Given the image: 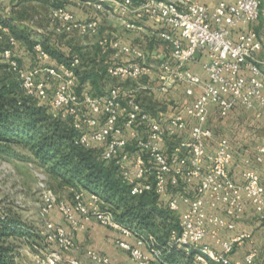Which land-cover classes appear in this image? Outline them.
Instances as JSON below:
<instances>
[{
	"label": "built area",
	"instance_id": "2783aa9c",
	"mask_svg": "<svg viewBox=\"0 0 264 264\" xmlns=\"http://www.w3.org/2000/svg\"><path fill=\"white\" fill-rule=\"evenodd\" d=\"M104 1L126 29L140 28L144 20L156 25V38L163 49L162 54H152L117 36L100 37L106 73L118 80L104 92H97L89 79L80 80L79 55L50 62L52 57L40 40L33 44L30 65L20 62V40L4 22H0V41L5 43L2 60L26 95L47 103L69 120L76 145L97 148L101 160L115 166L131 195L154 193L159 204L177 218V225L165 237L166 246L193 251L198 264H264L262 245L253 233L221 234L236 228L248 204L264 231V184L252 167L243 171L242 180L232 176L231 141L225 135L215 137L208 124L211 105L220 118L238 106L252 110L264 106L263 40L254 28L263 0L215 5L196 0H143L138 4L97 0L99 10H106ZM48 20L56 34L94 37L101 28L99 17L82 20L65 6L52 7ZM194 63L200 64L206 78L194 73L189 66ZM128 81L136 85H126ZM177 85L184 87L190 102L169 115L145 107L139 96L140 90L167 94ZM195 87L200 88L197 96ZM253 160L264 161V144L256 147ZM40 188L39 214L51 229L41 231L45 245L36 254L37 263L116 264L107 254L78 244L76 234L94 220L119 234L112 243L127 252L134 264H172L163 258L151 235L146 237L120 220L98 193L73 185L70 198L58 201L45 183ZM53 211L62 215L63 222L52 219ZM244 245L249 249L232 259ZM75 251H81V256H65Z\"/></svg>",
	"mask_w": 264,
	"mask_h": 264
},
{
	"label": "trees",
	"instance_id": "16d2710c",
	"mask_svg": "<svg viewBox=\"0 0 264 264\" xmlns=\"http://www.w3.org/2000/svg\"><path fill=\"white\" fill-rule=\"evenodd\" d=\"M0 22L9 25L12 33L26 42L27 49L33 53L35 41L30 38L29 32L14 27L11 21L1 16ZM41 43L56 61L70 58L57 47L45 41ZM4 47L5 44L0 43V56ZM19 61L22 59L19 58ZM0 67L9 69L7 63ZM9 71V75L0 77V153H14L13 144L28 146L43 164H51L55 174L61 175L68 183L80 185L104 197L120 220L141 232L155 234L159 227H167L168 232L170 227L177 225V218L159 204L154 193L131 195L115 166L101 160L97 148L76 145L73 141L76 132L69 120L63 119L60 112L47 103L26 95L14 72ZM79 74L81 81L89 79L96 91L101 93L97 83L104 74L107 75L104 65L86 67ZM24 234L31 236L32 229L19 218L9 214L0 218V264H16L14 246L6 240L10 236ZM156 246L163 258L172 264H198L193 251L187 252L164 243ZM209 264L221 263L209 261Z\"/></svg>",
	"mask_w": 264,
	"mask_h": 264
},
{
	"label": "crops",
	"instance_id": "0c3cea01",
	"mask_svg": "<svg viewBox=\"0 0 264 264\" xmlns=\"http://www.w3.org/2000/svg\"><path fill=\"white\" fill-rule=\"evenodd\" d=\"M97 0H56V3H60L63 6L72 10L77 18L86 20L93 17H99L101 19V28L98 35L94 37H80L77 34L65 35L68 38H79L78 41V50H72L71 47L66 45H60L58 41H54L52 46L57 47L62 50L66 55L78 54L81 56V71L86 69V67L92 66H101L104 65V55L101 53V48L98 44L99 38L104 35L117 36L120 39L127 43H136L144 48L147 52L154 54V51H159L161 54L163 52L162 45L160 41L156 38L157 26L149 21H140V28L137 29H126L116 18L114 21H109V18H112V9L110 4L106 1L103 2L106 10H99L95 3ZM135 4L140 3L143 0H132ZM200 3H205L209 5H215L220 1L233 2L234 0H196ZM108 7V8H107ZM109 9V10H108ZM263 13H264V9ZM262 14V13H261ZM133 18V16H130ZM111 24V25H110ZM260 26V29L257 30V27ZM254 28L262 37L263 40V51L264 52V21L260 16L259 20L255 22ZM64 35V34H63ZM94 38V39H92ZM92 39V40H91ZM18 49L17 54L22 59L25 64L32 62L33 53L30 50ZM76 49V48H75ZM25 50V51H24ZM81 52V53H80ZM160 54V57H162ZM91 56V57H90ZM89 57V59H86ZM50 62H58L54 58H51ZM190 68L194 73L198 74L202 78H206V73L198 63L190 64ZM149 94V97H146L148 101L149 109L152 111H161L166 115H169L172 111L180 109L184 104L190 102V97L185 94L184 87L181 85L175 86L169 93L164 94L158 90L153 92H145ZM200 93V88L195 87L194 95L197 96ZM158 98V99H156ZM156 99V100H155ZM152 105V106H151ZM156 105V106H155ZM158 107V108H155ZM260 112V115H257V112ZM250 116H254L256 121H264V106L259 107L257 110L246 109L242 106L234 108L227 117L223 118L222 121L219 120V115L217 113V108L215 105H211L209 109V118L208 124L214 131L215 137L220 135L227 136L232 144V149L234 153L233 164L231 166L232 176L237 180H242V173L247 168H254L260 175L261 180L264 184V161L261 163H256L253 160V156L258 145L264 144V136L261 138L255 139L254 143L248 142L249 139L243 136L240 139V143L234 144L230 135L227 131H230L231 127L235 126H244L247 124V119ZM195 123V120H194ZM260 125V124H259ZM263 125V124H262ZM264 126V125H263ZM213 149V145H211ZM251 158L250 163H246L245 158ZM51 217L56 222H61V217L57 214L56 211L51 213ZM248 231L254 234L255 241L259 245H264V234L263 228L257 223L252 207L248 204L246 213L237 221L236 228L234 230H224L222 231L223 236H229L235 234L239 231ZM263 232V233H262ZM119 234L116 231H113L98 222L92 220L89 222L88 229L85 231H80L76 234V240L81 247H93L96 250L107 254L116 264H134L129 258L127 252L117 248L112 243V239ZM128 240L133 241L131 237H127ZM207 242L212 243L210 239H206ZM249 249V245H244L235 250L232 254V259H237L243 256V254ZM78 252L77 256H81V251Z\"/></svg>",
	"mask_w": 264,
	"mask_h": 264
},
{
	"label": "rangeland",
	"instance_id": "374dc122",
	"mask_svg": "<svg viewBox=\"0 0 264 264\" xmlns=\"http://www.w3.org/2000/svg\"><path fill=\"white\" fill-rule=\"evenodd\" d=\"M55 1L56 0H0V16L11 21V25L14 27L29 32L30 38L33 41H45L48 45H52L51 43L54 44V41H58L60 45L69 46L76 52L79 49L78 41L81 39L68 38L65 37V34H56L50 28L48 20L50 9L54 6H60ZM262 9H264V0L262 2ZM111 15L110 17L112 18H109L108 22L114 21V19L116 20V16L113 14ZM261 18L262 21H264L263 10ZM258 29H260V26L257 27V30ZM87 38L89 37H86V39ZM0 43H2V45L5 44L3 41H0ZM24 47H26L25 50H27L28 47L26 42L20 40L18 49H24ZM86 59L90 60L89 57H86ZM3 63L5 62L0 56V65H3ZM9 73V69L0 67V77L7 76ZM117 83L118 80L104 74L102 78L99 79L97 87L100 88L101 92H104L107 88ZM129 84L133 86L136 85L134 82H126V85ZM139 96L145 107L149 108L146 97L150 95L146 94L144 90H140ZM248 117L250 118L247 119L246 125L231 127L230 131H227L234 144L240 143V139L243 136L247 137L250 143H254L255 139L264 136V121H256L254 116L248 115ZM222 120L223 118H219L215 124ZM12 147L14 153H0V218H3L7 214L13 217L15 216L32 229V234L29 237L25 234L13 235L6 240L14 246V259L16 264H39L36 260V254L39 253L40 249L45 245L41 231L51 229L50 225H46L42 221L39 214L42 194L40 183H45L47 187L51 188L56 194L58 201L69 199L70 187L75 184L68 183L61 175L55 174L51 169V164H43L28 146L13 144ZM57 214H59L62 220L61 222H63L62 215L59 212H57ZM166 228L159 227L155 234L151 232L143 233L146 237L149 235L153 237L154 245L158 243H164L166 245L165 239H159V237L165 238L167 236ZM262 236L264 237V234H262ZM77 255L78 252L75 251L69 252L65 256L72 257ZM262 255L264 256V245L262 246ZM61 264L66 263L64 262Z\"/></svg>",
	"mask_w": 264,
	"mask_h": 264
},
{
	"label": "water",
	"instance_id": "95a60500",
	"mask_svg": "<svg viewBox=\"0 0 264 264\" xmlns=\"http://www.w3.org/2000/svg\"><path fill=\"white\" fill-rule=\"evenodd\" d=\"M156 53V51H154V54Z\"/></svg>",
	"mask_w": 264,
	"mask_h": 264
}]
</instances>
